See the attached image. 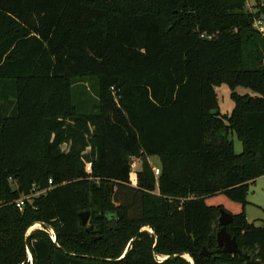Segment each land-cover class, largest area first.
I'll use <instances>...</instances> for the list:
<instances>
[{"label":"trees","instance_id":"1","mask_svg":"<svg viewBox=\"0 0 264 264\" xmlns=\"http://www.w3.org/2000/svg\"><path fill=\"white\" fill-rule=\"evenodd\" d=\"M246 3L0 0V264H264L245 214L264 177V7ZM216 195L242 205L243 257L219 251Z\"/></svg>","mask_w":264,"mask_h":264},{"label":"rangeland","instance_id":"2","mask_svg":"<svg viewBox=\"0 0 264 264\" xmlns=\"http://www.w3.org/2000/svg\"><path fill=\"white\" fill-rule=\"evenodd\" d=\"M261 7H264V0H247L245 11L250 13H256L258 9ZM260 25H264V16L257 18L255 23V28L259 30ZM216 92L218 95L219 109L221 114L230 116L234 109V102L231 99V94H232L231 89L227 85H222L216 88ZM235 92L239 95L257 96L255 92L244 87L237 88ZM231 138L234 141L235 151L237 153H241L243 150L242 143L237 139L236 136H233ZM129 160L133 162L132 164L133 174H136L142 169L143 160L141 158L133 157L130 158ZM148 161L150 165L153 167L154 174H155V169L160 170V160L158 157H151L149 158ZM247 201L248 204L245 206V214H246L247 222L252 223L257 227L264 226V177H261L257 179L255 183L250 184ZM206 203L209 206H215V207L220 206L232 215H237L242 212V205L232 202L224 195H216L213 197H209L207 198ZM89 225L91 224L89 223ZM39 228L41 227L29 230V233ZM143 231H148L150 233H153L152 230H150V228L148 227L143 228ZM51 232L54 231L51 230ZM185 259L187 260V258ZM158 260L163 261L165 259L162 257H158Z\"/></svg>","mask_w":264,"mask_h":264},{"label":"water","instance_id":"3","mask_svg":"<svg viewBox=\"0 0 264 264\" xmlns=\"http://www.w3.org/2000/svg\"><path fill=\"white\" fill-rule=\"evenodd\" d=\"M130 164L132 165L133 162L130 161ZM110 191H113V186L110 188ZM90 216H91V213L88 211L82 212L79 215L82 224L86 226V232L87 233H100L101 226L89 225ZM97 217L100 218L101 216L99 215ZM233 221H234V215L230 214L224 209L220 210L219 224L221 226V230L217 233V243H218L219 251H222L224 254L239 255L240 257H243V253L238 248L236 238L231 236V234L227 231V227L230 224H232ZM37 225H39L41 228L43 227V224H37ZM55 240L56 238L54 239V241ZM203 254L208 255L209 253L206 251V249H204ZM183 257L186 258V256H183ZM190 262L194 264L193 260Z\"/></svg>","mask_w":264,"mask_h":264},{"label":"built area","instance_id":"4","mask_svg":"<svg viewBox=\"0 0 264 264\" xmlns=\"http://www.w3.org/2000/svg\"><path fill=\"white\" fill-rule=\"evenodd\" d=\"M259 31L264 36V25H260L259 26ZM86 169H87L88 172H91V169H92L91 164L87 165ZM159 174H160V170L159 169H155V175L159 176ZM50 184H52V181H50ZM44 193H45V191H36L34 189V191H33V193L31 195L22 197L20 200H18L16 202V207L18 209H20V210H23L27 201H30L33 198L39 197V196H41ZM0 207H1V203H0ZM50 234H51L52 239L54 240L55 239L54 232H50ZM30 260H31V256H30Z\"/></svg>","mask_w":264,"mask_h":264},{"label":"bare ground","instance_id":"5","mask_svg":"<svg viewBox=\"0 0 264 264\" xmlns=\"http://www.w3.org/2000/svg\"><path fill=\"white\" fill-rule=\"evenodd\" d=\"M38 227H40L39 225H35L33 228H31L30 230H32V229H35V228H38ZM186 258L189 260V261H192V259L188 256V255H186Z\"/></svg>","mask_w":264,"mask_h":264},{"label":"crops","instance_id":"6","mask_svg":"<svg viewBox=\"0 0 264 264\" xmlns=\"http://www.w3.org/2000/svg\"><path fill=\"white\" fill-rule=\"evenodd\" d=\"M190 262V261H189Z\"/></svg>","mask_w":264,"mask_h":264}]
</instances>
